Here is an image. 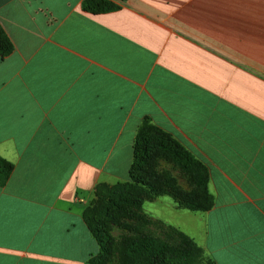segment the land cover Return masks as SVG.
<instances>
[{
    "label": "crops",
    "instance_id": "crops-1",
    "mask_svg": "<svg viewBox=\"0 0 264 264\" xmlns=\"http://www.w3.org/2000/svg\"><path fill=\"white\" fill-rule=\"evenodd\" d=\"M0 0V264H85L82 210L128 180L145 120L207 169L213 206L153 215L216 264H264V0Z\"/></svg>",
    "mask_w": 264,
    "mask_h": 264
},
{
    "label": "trees",
    "instance_id": "trees-1",
    "mask_svg": "<svg viewBox=\"0 0 264 264\" xmlns=\"http://www.w3.org/2000/svg\"><path fill=\"white\" fill-rule=\"evenodd\" d=\"M117 8L118 5L110 0L82 2V9L91 13ZM12 50L13 44L0 25V57ZM132 147L128 180L114 184L98 182L93 188L94 198L82 210V219L98 245L97 253L85 264H103L108 259L112 243L108 223H119L120 216L129 208L139 209V213L147 217L141 212L145 200L168 195L178 208L190 211H207L213 206L206 166L168 132L145 119L136 130ZM159 158L186 173L191 179L188 181L191 189L180 186L174 175L157 171L155 166ZM12 170L13 164L0 156V186L6 184ZM140 214L134 213L138 219H144ZM154 222L165 227L180 245L173 247L164 238L151 235L130 238L123 244V264H216L192 238L159 220Z\"/></svg>",
    "mask_w": 264,
    "mask_h": 264
},
{
    "label": "rangeland",
    "instance_id": "rangeland-1",
    "mask_svg": "<svg viewBox=\"0 0 264 264\" xmlns=\"http://www.w3.org/2000/svg\"><path fill=\"white\" fill-rule=\"evenodd\" d=\"M155 169L157 171L164 170L171 175H174L177 178L180 186L187 190L191 189L190 185L188 184V181H191L190 177L186 175V173L179 171L177 167H175L171 162L159 158L156 162ZM93 198L94 193L93 197L87 202V204H89V202ZM170 199L171 198L169 196L161 197V200ZM162 207V204L145 202V204H143V209L141 212L145 213L147 217H144L142 214H140L139 209L129 208L120 216L119 223L109 222L108 229L110 231V234L112 235L111 253L108 259L103 264H123V244L126 240L141 235H151L164 238L171 245H173V247H178L180 245L179 240L174 235L170 234L165 227H163L162 225L160 226L159 224H155L154 220L157 219H154L150 216L155 213L156 209H159L161 212V209L163 210ZM144 209H146L147 213H149L150 215H148L144 211ZM134 213L142 215L143 218L146 220L148 219L147 221H150V223H145V220L142 218L138 219L137 217L139 216H135Z\"/></svg>",
    "mask_w": 264,
    "mask_h": 264
}]
</instances>
